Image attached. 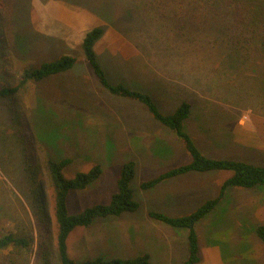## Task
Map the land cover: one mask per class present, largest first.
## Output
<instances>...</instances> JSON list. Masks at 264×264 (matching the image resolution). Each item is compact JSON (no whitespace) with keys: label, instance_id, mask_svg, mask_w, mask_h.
<instances>
[{"label":"rangeland","instance_id":"1","mask_svg":"<svg viewBox=\"0 0 264 264\" xmlns=\"http://www.w3.org/2000/svg\"><path fill=\"white\" fill-rule=\"evenodd\" d=\"M61 1L99 17L104 32L94 49L109 81L149 92L165 114L183 101L192 103L188 128L203 153L264 164L263 44L252 51L249 69L231 74L242 62L229 46L214 47L209 36L188 47L161 11H149L146 0ZM41 6L42 1L0 0V91L20 83L26 68L67 52L77 62L66 72L0 95V236L13 231L27 241L26 247L1 249L0 264H61L48 161L64 158L72 159L63 170L67 178L97 164L103 170L85 189L70 190V213L108 203L122 165L136 161L132 187L140 207L75 227L68 246L72 241L70 255L77 264L146 253L153 264H182L186 232L149 212L189 214L216 196L232 172L192 171L143 189L144 180L188 163L191 155L184 148L179 154L170 143H156L154 136L166 128L143 103L104 89L79 49L39 32ZM220 21L228 31L231 22ZM205 24L201 31L208 36ZM259 223H264L263 192L235 189L220 210L197 225L198 264H264V244L256 236Z\"/></svg>","mask_w":264,"mask_h":264},{"label":"trees","instance_id":"2","mask_svg":"<svg viewBox=\"0 0 264 264\" xmlns=\"http://www.w3.org/2000/svg\"><path fill=\"white\" fill-rule=\"evenodd\" d=\"M149 11H161L171 22L172 31L188 47L208 38L214 41V47L223 43L233 55L240 58L237 67L231 74H240L249 67V60L256 45H264V1L260 0H146ZM227 19L231 22L228 31L223 29L224 23L220 20ZM206 22L210 31L208 36L201 30L206 28ZM212 24H209V23ZM228 28V27H227ZM202 34L197 38L195 32ZM104 29L96 26L89 30L84 38L82 49L86 60L89 62L94 73L99 78L102 87L110 93L127 99L143 103L152 116L165 128L171 130L180 140L184 148L191 155V161L175 167H171L159 175L144 180L141 183L143 189L155 187L166 179L180 176L192 171H231L220 185L216 196L209 198L193 212L186 215L172 216L159 210H151L150 217L157 221L184 230L187 234V254L182 264H198L201 261V246L197 225L210 214L220 210L227 196L234 194L235 189H249L261 191L264 195V164H257L235 158H216L203 153L198 147L194 136L188 128V121L193 113V104L188 101L181 102L172 113L165 114L161 111L158 103L149 92L134 89L122 82L112 83L107 78L106 72L99 64L94 46L102 37ZM261 32V34H260ZM210 33V34H209ZM259 38V39H258ZM263 39V40H262ZM261 43V44H260ZM224 53L222 50L219 54ZM77 57L71 54H63L59 58L43 63L36 68H26L23 71L20 83L11 88L0 91L1 96L7 92L16 93L31 80H42L49 76L66 72L73 68ZM242 70V71H243ZM241 71V72H242ZM264 72V71H263ZM263 74V73H262ZM204 98V97H203ZM206 99V98H204ZM72 162L71 158L59 161L50 159L48 167L51 172V182L54 192V211L57 223V247L61 264H77L70 255L68 238L72 230L77 226L88 227L98 218L110 216H121L125 212L135 211L140 207L137 200L132 181L136 176V161L128 160L122 165L117 180V190L113 193L108 203L96 204L86 207L78 213H70L68 209V194L70 190L85 189L93 181L100 177L103 170L101 165H95L88 172H79L73 178H67L63 170ZM233 200V198L231 199ZM256 236L264 244V223L256 226ZM25 246L26 239L20 237L13 231L0 236V250L8 246ZM80 264H153L150 254L146 253L134 258L106 259L97 257L85 260Z\"/></svg>","mask_w":264,"mask_h":264},{"label":"crops","instance_id":"3","mask_svg":"<svg viewBox=\"0 0 264 264\" xmlns=\"http://www.w3.org/2000/svg\"><path fill=\"white\" fill-rule=\"evenodd\" d=\"M33 1L34 2L42 1L45 3V6H41L40 8L41 13L37 26L39 32L52 33V36L57 38L58 41L61 40L67 46V48L72 50L79 49L80 54L83 56L84 59H86L82 49V44L87 32L92 28L100 25L98 23L99 17L95 13H93L92 11L86 8H75L73 6H70L69 4H66L65 1H61V0H33ZM67 53L71 54L70 52ZM139 127L141 130L143 129L142 126ZM190 132L192 133L191 130ZM155 139H156L155 141L156 143L158 142V140L164 141L165 143H170L171 146L177 148L176 152H178L179 154L184 153V151L182 150H184L185 148L180 142V140L171 130L167 128L164 131L159 132L156 136H154V140ZM232 142H234V139H232ZM98 220L100 219H96L95 222H98ZM71 243L72 241L69 244L70 247L69 252H71V255L73 256L74 254L71 248Z\"/></svg>","mask_w":264,"mask_h":264}]
</instances>
